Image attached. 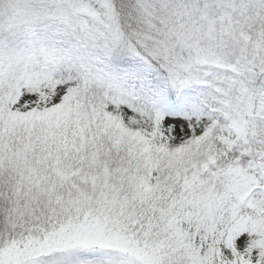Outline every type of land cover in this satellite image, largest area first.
<instances>
[{
	"label": "rangeland",
	"instance_id": "1",
	"mask_svg": "<svg viewBox=\"0 0 264 264\" xmlns=\"http://www.w3.org/2000/svg\"><path fill=\"white\" fill-rule=\"evenodd\" d=\"M13 1L18 10L9 29L16 34L0 41V183L13 176L19 183L0 233V243L9 241L0 245V264H264V223L239 214L242 206L264 212V161L220 168L204 155L202 138L217 132L228 152L238 147L251 164L264 153V0H135L138 28L122 25L110 0L62 8L47 27L35 26L26 0ZM155 1L170 14L159 24ZM123 29L162 55L161 84L101 58L104 41L124 39ZM60 70L75 73L81 86L54 79ZM94 85L115 90L120 101L159 107L169 132L216 118L199 140L157 147L179 189L173 175L160 183L148 178L150 134L127 129L119 115L87 101ZM122 152L141 169L112 178L109 159ZM67 155L78 157L74 168L60 162ZM124 186L133 191L123 194ZM176 207L193 221V244L180 232L170 235L180 225ZM217 208L227 212L229 229L218 225ZM198 228L223 237L216 261L213 248L211 255L207 243L196 244Z\"/></svg>",
	"mask_w": 264,
	"mask_h": 264
},
{
	"label": "trees",
	"instance_id": "2",
	"mask_svg": "<svg viewBox=\"0 0 264 264\" xmlns=\"http://www.w3.org/2000/svg\"><path fill=\"white\" fill-rule=\"evenodd\" d=\"M76 2H81V0H26L25 8L27 9V12L30 13L33 17L38 18L35 26L38 24L41 27H47L49 26L50 21L51 23L53 22V20L48 19V16L50 14H53V12L58 13V11L62 10V8L70 9ZM85 2H87V0ZM110 2L111 6L116 11L118 21L122 25H124L125 23H131L133 24H130L131 27L133 26L138 28L137 22L140 18L139 16H136L135 13H137V11H139L140 13V9L136 7L137 4L135 0H110ZM14 4L15 3L13 0H0V41L4 40L5 38L8 39L7 36H9V34L11 33H14V31L9 29V27H11L9 25L10 19H13L12 17L15 16V13L18 10L17 5L15 6ZM154 4H156L155 8H158L157 22L159 24L161 23V21H163V19H165V16L168 18L170 14H168V12L161 11L162 8L160 7L161 3L159 1ZM128 17L130 19H128ZM134 18L137 19L134 20ZM40 19L44 20L39 23ZM147 21L149 22V20ZM19 30L20 29H18V31ZM122 34L124 39H121L122 37L114 38V42H111L110 44H107L106 41L103 40L107 46L102 49L104 53L100 55L101 58L104 59L107 63L114 64L125 70L138 71L143 74H146L156 84H161V82H163L162 77L166 75L165 61L163 60L162 55H158V58H156L152 54H150L136 38H133V33L129 29H123ZM130 44L135 47L131 48ZM220 72H223V74H229L230 71L220 70ZM232 76L234 77V75ZM53 77L54 79L61 81L66 86H81L79 78L75 73L70 74L67 71L60 70L56 71ZM89 91L91 95L86 97L87 101L93 103L97 108H105L119 115L127 129L150 134V145H148V147L152 149L153 155L151 157V166L146 169L145 173L149 175L148 178L154 183L162 182L168 175L174 176L172 170L168 169L167 171L162 166L159 153H155L156 151H158L157 147H161L163 149H172L176 146H182L187 141L190 142L199 140L210 128V125L213 124L214 120H216V118H209L205 121H202V119L200 118L194 123H189L188 125L180 128L177 133L172 130L169 132L168 130H164L163 124L161 122L160 111L156 106H151V104L146 101L141 102L132 99L127 101H120L117 98L115 90H109L106 86L103 85H94L90 88ZM172 96L174 98L176 97V95L170 94L167 100L176 101L177 99L179 101L184 98L185 93L183 91L181 94L177 95L176 99H171L173 98ZM202 138H205L203 139V142L205 143V146L207 148L204 151V155L207 157L208 160L217 159V164L220 168L222 167L223 169H226L232 164H234L237 160H241L240 163L246 166L249 162L250 168L257 163L264 161V153H262L263 155H255L253 158L255 163L251 164L250 156L248 154H241V151L238 147H234L233 151L228 152V150L226 149L227 146L222 142V140H220V138H218L217 132L213 131L212 135H205ZM99 139L100 140H97V142H100L102 137L99 136ZM60 159V162L67 163L70 167L74 168L75 165L71 160L78 159V157H74V155H67L62 156ZM109 160V164H111L110 169L112 178L116 175H121L123 171L127 175H136L138 169H141V167H138L136 165L138 161L132 156L130 157L128 154H125L124 152L121 153V157L117 156L115 158H110ZM251 170L255 172L253 169ZM171 179L174 181L171 186L175 187L176 189H179L178 179H175V176ZM16 182H18V180L13 176L10 177L8 181L3 178L2 183H0L1 234L5 232L6 229L5 223L7 211L10 209L9 205L12 200V185L16 184ZM207 185L208 183H206L205 188L207 187ZM41 186L42 188H45V186L46 188H48V183L44 182L41 184ZM132 191L133 190L128 186H124L121 189V192L123 194H126L127 192L131 193ZM216 197L214 194V198ZM182 211L183 209L181 207L175 208L174 213H176V217L179 219L180 225L177 224V226L176 224H174L176 226L173 227L174 229H171L170 235L172 232H180L182 242L187 239V243L189 242L193 244L194 242L191 238V235H193L192 230H194L193 221L191 217L185 219V216L181 214ZM216 212L218 213L215 214L216 220L217 218H219L218 225L223 222L224 224H221V226L224 229H229L228 226L225 225L227 212L223 209L219 210L218 208ZM239 214L245 215V217L249 221H261L260 223H264V212L261 213L259 210L253 209L249 206H242L241 210L239 211ZM52 223L53 222L50 219L44 220V228L47 229L49 226L52 225ZM39 228L40 227L37 226L36 230H38L40 233L43 232V229ZM195 231L200 232L199 234L201 236H197L202 237V241L200 240V238H198L197 241L199 243L196 244L200 246L203 241L204 243H207L206 253L212 255L211 249L213 248L212 257L214 259V253L216 252L217 245H219L220 243L218 242V239L220 241L223 237H221V235L216 231L210 234L207 228H198ZM221 232L223 234L224 231L222 230ZM159 237L163 238L162 235ZM7 242L9 241L5 236L4 239H1L0 245H5ZM252 252L253 251L250 252V255H253ZM261 257L263 256L260 255L259 260ZM214 261H216V259H214Z\"/></svg>",
	"mask_w": 264,
	"mask_h": 264
}]
</instances>
